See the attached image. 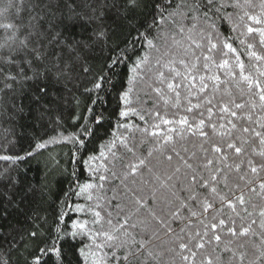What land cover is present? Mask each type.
I'll use <instances>...</instances> for the list:
<instances>
[{
	"label": "snow or ice",
	"instance_id": "snow-or-ice-1",
	"mask_svg": "<svg viewBox=\"0 0 264 264\" xmlns=\"http://www.w3.org/2000/svg\"><path fill=\"white\" fill-rule=\"evenodd\" d=\"M255 8L253 0H0V102L8 111L22 112L27 97L62 129L69 84L91 77L85 92L94 105L108 73L131 61L119 114L142 122L118 125L124 132L91 169H102L98 183L77 185L96 208L107 201L103 215L93 210V228L77 220L64 231V214L46 236L0 225V264L20 248L25 264H71L63 244L77 236L90 240L77 249L78 264H264V0ZM97 53L107 72L90 66ZM86 111L99 125L102 114ZM71 118L81 121L78 131L59 138L86 147L91 125ZM22 151L0 160L33 155ZM0 179L24 198H43L49 186L39 175L24 186L7 170ZM10 215L0 209V219Z\"/></svg>",
	"mask_w": 264,
	"mask_h": 264
},
{
	"label": "trees",
	"instance_id": "trees-1",
	"mask_svg": "<svg viewBox=\"0 0 264 264\" xmlns=\"http://www.w3.org/2000/svg\"><path fill=\"white\" fill-rule=\"evenodd\" d=\"M253 3L256 5L254 12L258 13L260 0H253ZM231 35L236 37L239 34L231 33ZM257 38L256 34H253V37L249 38V42H254ZM115 42L119 43L120 38L118 37ZM234 47H237L238 51L241 52V59L244 60L246 67H250L252 62L249 61L245 48L239 45L238 39L234 40ZM136 48L143 55L145 47L137 45ZM257 50H259L258 45ZM99 55L97 53L90 57L89 64L94 73L107 72V69L104 68L105 61L100 59ZM126 64L127 66L121 64L114 74L108 73L112 77L111 83L105 85L107 91L100 92L99 99L95 98V94H91L92 98L96 99L94 105L89 103L90 94L85 92L86 87H91V77L85 75L74 81L75 88L69 84L68 87L72 91L65 94L68 97L64 117L65 123L64 127L59 130L50 124L47 118H40V113L35 110V106L27 97L22 101V112L8 111L7 106L0 102V155H24L22 150L33 152L31 157L16 163L0 160V172L6 170L12 172L23 182L24 186L29 183L34 184V178L38 175L47 177L46 182L49 185L44 189L43 198L30 196L24 198V191L19 185L13 189L6 186L3 179H0V209L8 208L9 213H11L7 220L0 219V225L5 230H10L12 227L20 228L25 231L26 236L28 230L39 229L46 236L50 229L55 228L60 214H64L62 222L64 231L70 230L71 224L77 220L88 221L89 227L93 228V210L101 211V215L104 214L107 201L102 198L98 202L101 207L96 208L97 201L95 199L88 200L87 193H80L77 185L86 182L98 183V175L102 174V169L100 173H94L91 169L104 163L103 160L99 159L100 152L104 151L107 156L106 145L115 136L124 132L123 127L118 125L125 123L142 124L137 116L121 117L119 114L121 110H124L119 95L127 86V78L131 75L132 63L126 61ZM89 107L92 108V113L102 114L99 125L92 123L91 114L86 111ZM72 112L84 118V124L91 125L90 131L93 135L86 138V147H80L78 144L59 138L61 133L67 136L78 131L74 125L81 123V121L72 119ZM52 137H57L56 142L49 143L41 149L34 147L37 143H42ZM90 156H95L98 159L89 161ZM107 187L105 185L106 189ZM97 194L96 191H93L94 197ZM107 195L110 197L111 193L108 192ZM6 197H11L16 201L19 205L18 208L9 207ZM22 198L23 203H20ZM77 205H80L84 210L76 211ZM34 243L30 241L28 247H33ZM89 243L90 240L87 236H77L75 239L66 240L63 246L68 252L71 264H78L77 249L86 247ZM27 255L28 252L24 248H20L12 256L11 264H25L24 258ZM90 260L91 258L88 264H90Z\"/></svg>",
	"mask_w": 264,
	"mask_h": 264
}]
</instances>
